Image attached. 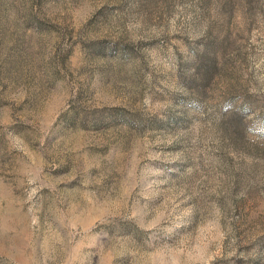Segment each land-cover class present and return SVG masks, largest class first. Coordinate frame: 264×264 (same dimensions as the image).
<instances>
[{
    "label": "rangeland",
    "instance_id": "rangeland-1",
    "mask_svg": "<svg viewBox=\"0 0 264 264\" xmlns=\"http://www.w3.org/2000/svg\"><path fill=\"white\" fill-rule=\"evenodd\" d=\"M0 264H264V0H0Z\"/></svg>",
    "mask_w": 264,
    "mask_h": 264
}]
</instances>
